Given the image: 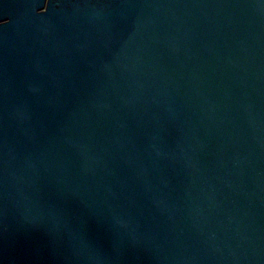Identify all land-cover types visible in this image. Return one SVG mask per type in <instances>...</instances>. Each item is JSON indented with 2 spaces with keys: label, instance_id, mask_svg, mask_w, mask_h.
<instances>
[{
  "label": "water",
  "instance_id": "obj_1",
  "mask_svg": "<svg viewBox=\"0 0 264 264\" xmlns=\"http://www.w3.org/2000/svg\"><path fill=\"white\" fill-rule=\"evenodd\" d=\"M0 264H264V0H0Z\"/></svg>",
  "mask_w": 264,
  "mask_h": 264
}]
</instances>
